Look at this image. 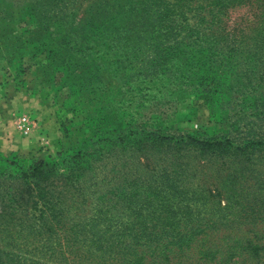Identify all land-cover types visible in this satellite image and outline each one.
I'll return each instance as SVG.
<instances>
[{
	"label": "rangeland",
	"instance_id": "rangeland-1",
	"mask_svg": "<svg viewBox=\"0 0 264 264\" xmlns=\"http://www.w3.org/2000/svg\"><path fill=\"white\" fill-rule=\"evenodd\" d=\"M256 1L0 0V125L20 134L28 116L59 132L50 154L0 150L1 179L90 152L79 167L129 200L141 231L165 218L164 230L229 235L264 255V51L238 43L261 25Z\"/></svg>",
	"mask_w": 264,
	"mask_h": 264
},
{
	"label": "trees",
	"instance_id": "trees-1",
	"mask_svg": "<svg viewBox=\"0 0 264 264\" xmlns=\"http://www.w3.org/2000/svg\"><path fill=\"white\" fill-rule=\"evenodd\" d=\"M256 2L257 11L264 13V0ZM260 24L255 34L241 31L238 42L252 41L258 54L264 51V18ZM225 50L230 56L249 53ZM235 92L245 95L240 88ZM131 133L106 134L98 144H122L131 140ZM89 155L78 150L58 162L40 159L28 167L15 165L2 179L5 173L0 172V264H264L257 244L229 235L164 230L174 226L165 218L149 224L158 229L141 231L136 212L128 215L129 200H117L112 184L94 183L91 167H79ZM161 197L164 202L171 199L165 193ZM85 211L91 215L84 216Z\"/></svg>",
	"mask_w": 264,
	"mask_h": 264
},
{
	"label": "crops",
	"instance_id": "crops-1",
	"mask_svg": "<svg viewBox=\"0 0 264 264\" xmlns=\"http://www.w3.org/2000/svg\"><path fill=\"white\" fill-rule=\"evenodd\" d=\"M32 113L35 116L36 112ZM35 125L28 135L17 134L10 124L0 125V150L15 151L20 156L57 151L59 132L52 123L46 128L40 122Z\"/></svg>",
	"mask_w": 264,
	"mask_h": 264
},
{
	"label": "built area",
	"instance_id": "built-area-1",
	"mask_svg": "<svg viewBox=\"0 0 264 264\" xmlns=\"http://www.w3.org/2000/svg\"><path fill=\"white\" fill-rule=\"evenodd\" d=\"M16 127L22 135H28L33 129V124L28 116H22L18 120Z\"/></svg>",
	"mask_w": 264,
	"mask_h": 264
}]
</instances>
